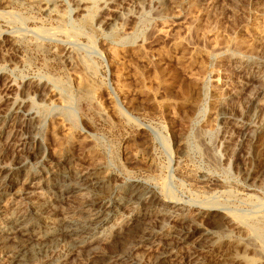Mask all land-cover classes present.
Wrapping results in <instances>:
<instances>
[{"label": "rangeland", "instance_id": "374dc122", "mask_svg": "<svg viewBox=\"0 0 264 264\" xmlns=\"http://www.w3.org/2000/svg\"><path fill=\"white\" fill-rule=\"evenodd\" d=\"M133 1H122L124 11ZM152 1L138 0L140 19L120 21L123 33L101 22L111 11L99 13L98 0L80 15L71 0H64V22L29 0L0 3V98L20 97L30 81L43 85L46 95L45 101L32 97L46 115L36 131L43 149L24 141L21 127L15 138L19 147L9 144L6 132L0 135V178L22 164L28 173L43 176L58 168L76 169L109 178L108 189L138 180L158 197L167 181L172 195L186 204L189 220L198 215L199 223L212 226L225 214L249 212L244 223L229 224L230 237L200 252L197 264H264V241L253 229L264 225V188L255 189L244 174L245 165L264 169V152L247 155L239 129L258 106L253 96L258 75H264V0H165L161 15ZM8 81L12 85L5 89ZM221 104L231 115L222 131ZM21 180L17 186L25 190ZM1 191L0 210L6 211L15 199L1 197ZM84 200L71 196L60 205L78 214ZM165 223L168 232L190 227L177 220ZM144 226L136 225L123 243L105 245L109 250L84 252L68 263L107 264V257L141 240L137 236ZM189 240L164 263L186 264L183 256L195 250V237ZM146 242L131 251L141 257L139 264H149L161 246Z\"/></svg>", "mask_w": 264, "mask_h": 264}, {"label": "bare ground", "instance_id": "6f19581e", "mask_svg": "<svg viewBox=\"0 0 264 264\" xmlns=\"http://www.w3.org/2000/svg\"><path fill=\"white\" fill-rule=\"evenodd\" d=\"M8 1L10 0H0V3H7ZM29 1L32 4H39L42 6L45 14L55 16L56 18L58 17L61 22L66 21L67 17L64 16L66 14L65 11L64 13L62 11L60 12V7L63 6L64 0ZM122 1L124 0H98L96 6L99 13L101 11H111V15H107L109 17L103 18L105 20L102 19L101 22L103 21V24L108 28H116L119 29V32L123 33V27L120 21L123 22L126 17L139 20L141 11L143 10V4L138 2V0L133 1V8L129 12H126L124 8L121 7ZM71 2L73 6H75L73 12L77 15L82 14V12L87 13V10L92 8L91 0H71ZM152 2L157 5L158 12L156 15H161L166 1L154 0ZM140 21H142L143 24L144 21ZM80 25V29L76 31L78 35L83 33L81 30L83 24ZM65 29L68 30L70 28ZM63 31L66 32V30ZM68 33L70 36H75V33L72 34L70 31ZM256 67L257 64L252 70H256ZM247 69L250 70L249 68ZM250 78L254 79V76L250 74ZM257 80L258 86L255 90L256 92H254L256 95L253 96L254 93H252V96L255 98L256 101H254L258 106L255 110H252L253 113L249 114V118L239 125V129L244 133V142L247 145L244 148V152H246L247 155H251L255 150L262 152V154L264 152V138H262L264 137V75L261 77L258 75ZM256 84L257 83L254 85ZM11 85V81H8L3 87L8 89ZM44 91L45 88L43 85L30 81L20 97L6 94L3 100L0 98V135L6 132L10 145L19 147L15 142V138L18 136L19 127H21L23 132L27 133L24 141H30L39 150L42 148L43 143L42 140H40L41 137L37 135L36 131L40 130L46 115L45 113L42 114V107L34 103L32 97L35 95L40 101H45L46 95ZM219 107L217 122L218 128L221 130L224 127L225 121L231 119V115L226 106L221 104ZM251 157L253 156L251 155ZM259 163L260 162H258V164ZM25 167L26 165L22 164L19 171H8L5 178H0L2 179L0 181L2 190L1 197L6 196V194H11L15 199V203L9 210H0V257L2 255L0 264H67L69 260H73L71 259L72 257L79 256L81 253L85 252L84 255L86 252H94L95 254L102 253L107 244L123 243V241L129 239L130 235H132L130 233L134 231L133 228L139 223H143L145 226L143 230L140 229V237L137 236L141 238V240L139 239L138 241L136 239L138 241L136 242L140 245L145 241H147L146 244L150 246L161 245L157 254L149 264H165L164 262H166L168 258L171 259L170 257L176 254V249L174 250V248L189 244V239L194 237L195 244L193 242V245H195V250L187 251V255H184L183 252V258L185 257L186 264H197L199 263L198 254L200 252L213 248L216 242L222 237H230L231 231L229 224L231 222L235 223L237 220L238 223H244V221L248 219L246 214L249 212L239 215L234 213L233 215L225 214L223 219H220L222 218L220 217L218 220L215 218L216 216H214L216 220H213L214 225L212 226L204 225L202 222L199 223L198 218L200 216L198 217V215H194V218L189 220L186 216V211H188L186 204L172 195V190H170V185L167 181L161 185L163 197H158L138 180H130L128 183L121 184V186L118 184L119 187L117 188L109 187L108 189L107 186L109 185L110 179L100 176L99 174L82 173L78 172L76 169L77 172L74 169V171H66L57 166L58 169L50 170L47 172L46 176H43L40 174V171L28 173ZM244 170L245 178L247 181L251 182V186L255 187V189L258 187L264 188V169L260 171L253 163L250 166L245 165ZM21 179L27 184L25 190L17 186L16 182ZM103 188L105 191L102 190ZM71 196L86 198L79 207L80 212L78 214L60 205L63 199ZM212 209L221 211L218 208ZM253 215H255V212ZM151 217H154V219L151 220ZM201 218L204 219V217ZM170 220H177L180 221V223L189 222L190 227L183 224L184 226L180 225L182 227L179 226L177 230L168 232L169 230H165V222ZM201 221L203 220L201 219ZM256 224V226L252 225L255 226L253 229L256 230V236L263 242L264 225ZM247 226L251 228V225ZM252 234L253 231L250 236H253ZM135 235L137 234H134V236ZM168 240L170 241L169 243L167 242ZM134 242L135 241L130 242L129 247L127 246V250L111 255L107 257V260L104 259V257L103 259L107 261H105V263L139 264L141 257L138 255H131L132 249L137 246V243ZM172 243L174 246H171ZM245 243L250 242L248 241ZM252 246L251 248H253ZM108 247H105V250ZM105 253L106 252L103 254ZM106 254H108V252ZM201 256L202 254L200 258ZM84 258L87 259L86 257ZM91 263L93 262L91 261Z\"/></svg>", "mask_w": 264, "mask_h": 264}]
</instances>
